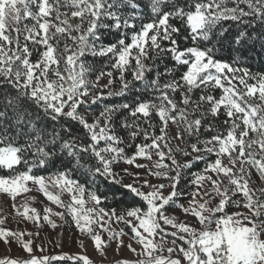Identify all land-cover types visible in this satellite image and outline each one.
I'll use <instances>...</instances> for the list:
<instances>
[{
	"label": "snow or ice",
	"instance_id": "6c2138e0",
	"mask_svg": "<svg viewBox=\"0 0 264 264\" xmlns=\"http://www.w3.org/2000/svg\"><path fill=\"white\" fill-rule=\"evenodd\" d=\"M241 4L246 5V10L240 7ZM126 7L132 9V14L122 16ZM139 7L136 0H0V168L14 172L0 177V193H7L14 200L22 192L30 191L26 185L31 181L39 186L48 200L65 207L59 195L47 191L45 177L32 174L33 166H44L57 155V151L63 153L71 167L58 170L54 176L48 177V182L61 192L71 194V204L67 208L77 227L82 233L92 234L96 249L103 254L105 242L90 227L93 222H99L93 221L91 216L96 210L84 209L86 189L71 178L72 167L83 168L92 177L100 176L120 183L112 166L121 159L130 165L137 157L151 160L152 150L159 149L161 142H164L163 146L171 158L170 141L165 142L170 121L173 124L179 122L183 131L192 136L199 132L206 115L215 118L223 110L227 126L225 132L213 135L203 149L196 144L191 145L193 152L215 154L216 159L204 169V173H212L215 178L197 174L193 183L200 189L207 181L211 185V193L205 191L204 195L213 199L219 197V200L214 207H209V201L197 200V196L203 199L197 191L191 194L188 207L176 205L186 215L194 217L199 228L177 223L174 216L165 214L166 206L176 204V199L182 195L177 188L180 173L176 169H172L176 174L170 177L167 173L150 170V174L170 181L167 187L171 191L167 195L163 191L164 184L149 185L147 180L142 185L150 188L147 192L133 184L122 185L146 205L144 209L133 207L126 211V216L131 218L126 223L136 242L142 245L138 255L147 257L137 260L136 264H264V188L250 185L251 173L245 168L246 164L251 165L264 180V73L253 74L247 68L235 66L237 61L229 63L216 57L225 42L231 48L233 45L245 47L249 41L254 47L255 42L260 41V48L264 51V0H186L184 6L174 0H149V20H141L137 30L135 21L139 17L135 12ZM171 19L180 21L185 33L183 38L190 39L193 46L184 50L177 46L181 27L171 24ZM225 21L243 24L244 27L229 39L225 35L229 31L223 23ZM102 28L131 29L132 35L130 38L124 35L105 46L99 43ZM161 41H169L172 47H162ZM154 50L170 53L177 64L185 67L179 80L173 78L162 86L158 79L152 80L145 87L160 93L154 100L140 101L135 106L125 103L106 107L101 112L103 121L97 118L90 123L81 109L86 113L90 105L97 104L104 96L90 91L96 88L99 77L97 82L87 79L90 69L81 58L87 54L109 56L112 66L120 72L121 88L109 92L108 96L123 95L129 87L123 78L124 70L135 60L134 79L143 81L145 71L151 70L144 61L154 58L150 56ZM234 50L238 51V48ZM169 72L165 70L166 74ZM107 76L112 77V73L108 72ZM109 83H112L111 79ZM213 87L221 90L219 98L203 91ZM198 89L201 94L194 98L193 93ZM120 109H128L129 116L135 118L132 123L126 121L123 125L131 129L130 137L135 140L143 135L145 141L151 140V143L136 145V152L131 157L124 156V149L119 147L124 140L115 134L112 127V115ZM197 112L198 117L195 115ZM153 115L161 124L158 136H149L137 122L150 121ZM73 121L84 130L86 142L72 135L69 123ZM208 130H212L210 125ZM174 138L182 137L178 132ZM101 142H104L103 147H100ZM29 151L35 158L31 165L26 171L16 170L15 166L22 161L28 164L24 153ZM155 154L160 160L153 164V168H169L163 163L165 153L156 151ZM184 154L189 155L187 152ZM200 159L203 157H194V160ZM172 163L177 164L174 158ZM237 166L238 171H234ZM136 167L144 168L146 165L137 164ZM182 167H191V162L177 165V168ZM237 195L248 213L228 214L226 211L230 204L241 206V201L233 199ZM88 196L95 204H100V197L95 192H89ZM31 211L35 212V209ZM28 213L29 209L25 208L23 215L32 219ZM98 215L102 220L109 213L100 208ZM111 215L116 216L114 211ZM44 219L48 220V217L44 216ZM116 219L123 221L125 216H116ZM160 221L176 229L171 235L183 241V245H177L176 239L172 241L177 246L167 249L168 257L154 255L162 249L161 244L152 239L164 231ZM123 234L110 232L109 239ZM20 236L0 229V239L5 243L9 242L8 237H16L20 241ZM128 247L136 251L131 245ZM23 248L31 254L29 243H23ZM177 248L182 255L173 258L171 254ZM48 259H4L0 264H43ZM69 259L93 264L87 256Z\"/></svg>",
	"mask_w": 264,
	"mask_h": 264
},
{
	"label": "rangeland",
	"instance_id": "374dc122",
	"mask_svg": "<svg viewBox=\"0 0 264 264\" xmlns=\"http://www.w3.org/2000/svg\"><path fill=\"white\" fill-rule=\"evenodd\" d=\"M110 79L111 78L109 76L103 75L99 77L97 82V86L104 91V96H108V93L111 91V84L109 83ZM252 83H254V81H252ZM81 111L82 114L86 115V118L90 123L97 118L103 121V117H101L100 113H85L83 108ZM178 132L182 137L181 139L174 138ZM169 141L170 147L172 148V152L170 154L171 158L169 157L168 149L163 146L164 142H161L159 149L152 150L151 160L137 157L135 162L131 165L125 163L123 159L114 163L112 170L114 173H116V178L121 181L123 185L133 184L135 187L140 188L145 192L150 190V188L142 187L145 180L148 181L149 185L164 184L166 187L163 191L164 194L167 195L168 192L171 191V189L167 187L170 181L163 176L158 177L150 174V170L151 172L167 173V176L170 177L176 174V171H172V169H175L171 165L173 158L176 159V166L180 165L181 163L182 165H185L189 162L193 163L198 161L194 160V157L197 155L202 156L203 158L206 156H211L216 159L214 153H207L204 151L199 153L191 151L189 155L182 153L179 156L176 149L179 148L182 151V147L185 142V132L183 131V127L179 124V122L177 124H173L171 121L169 122L167 127V135L165 136V142ZM103 146L104 142H101L100 147ZM204 146L205 143L199 148L203 149ZM156 151H163L165 153L163 163L167 164L169 168H153V164L160 160V158L155 154ZM224 162L227 163V158L224 159ZM137 164H144L146 167L138 168L136 167ZM238 167L239 166H237V169L234 171H238ZM245 168L251 173L250 185L253 188H264V180L260 179L256 169L247 164L245 165ZM198 174L212 175L213 178H215L214 174L204 173V170ZM195 176L192 178L190 184L184 187L183 185H185L187 180L179 181L177 188L178 191L182 193V195L176 199V204L166 206L167 210L165 214L170 217L174 216L177 223H187L199 228V224L195 218L191 215H186L182 209L176 205L181 204L184 207H188L191 194L197 191H199L201 196H203L202 200L200 196H197V200H200V202H204L205 200L209 201V207H214L217 204L219 197L213 199L210 195H204L205 191L211 193V185L205 181L203 188L198 189L193 183ZM45 181L46 184H48L47 191L53 195H59V199L62 201L65 207H60L48 200L44 193L40 191L39 186L32 183L31 181H29L26 185L30 191L22 192L21 194L17 195L14 200L7 193H0V220L3 221V223L0 224V229L21 234L20 241H18L16 237H8V243H5L3 239H0V260L9 259L27 261L33 257L43 260L44 257L50 258L51 256L59 253H68L75 257L87 256L93 262V264H113L117 261L136 262L137 260L147 259L146 256L138 255V253L141 252L142 245L136 242V238L134 237L131 228L126 223V221L131 218L127 217L126 214L115 213L116 216H125L123 221L117 220L116 216L111 215L112 212L105 211L109 213V216H104L101 220L100 215H98V211L100 209L99 206L95 204L94 201H91L89 199L88 193L85 192L83 197L86 201L84 209H95L96 212L92 213L91 216L93 221H99L93 222L90 227L93 229V232L100 235L102 240L105 242L103 254H101V251H98L94 245V241L91 238L92 234L86 232L82 233L76 225L74 216L68 210L67 205L71 204V194L66 191L61 192L59 188L51 186V184L48 182V178H45ZM226 183L227 180L225 178V184ZM233 199L241 201V197L239 195L233 197ZM242 205V201L240 207H236L235 204H230L226 207V211L228 214H233L236 212L248 213V209L244 208ZM25 208L29 209L28 215L29 217H33L32 219L26 218L23 215ZM31 209H35V212H32ZM46 209H50L51 211H46ZM37 216L39 217L38 220L35 219ZM44 216H47L48 220H45ZM81 224H83V221H81ZM101 224H103V227H101ZM160 224L164 231L158 232V234L152 239H154L155 243L161 244L162 249L154 255L168 257L169 253L167 252V249L169 247L183 245V241H180L171 235V233L177 231L176 229L172 228L170 225L163 224V221H160ZM124 229L129 231L131 234L128 235ZM110 232H123L124 234L119 235L116 239H109ZM162 237L163 239H161ZM174 239H176L177 245L172 244ZM23 243H29V246L32 249L31 254L24 250ZM128 245H131V248L135 249L136 251L133 252L128 247ZM171 255L173 258H175L176 256L182 254L179 253L177 248V251Z\"/></svg>",
	"mask_w": 264,
	"mask_h": 264
},
{
	"label": "trees",
	"instance_id": "16d2710c",
	"mask_svg": "<svg viewBox=\"0 0 264 264\" xmlns=\"http://www.w3.org/2000/svg\"><path fill=\"white\" fill-rule=\"evenodd\" d=\"M148 2L149 0H136V3H138L140 6L135 12V14L139 17L135 21L137 30L140 27L141 20L144 22L149 20L150 9L147 7ZM174 2L184 6L186 0H174ZM240 7L245 8L246 10V5L241 4ZM130 14H132V9L130 7H126L122 10V16H127ZM169 22L174 26L181 27L180 21L177 19H171ZM223 23L229 29V31L225 34L229 37V39L234 37L244 27L243 24H237L232 21H225ZM248 31H251V29H248ZM184 34V29L181 27V34L177 39V46L181 50H184L186 47L193 46V43L190 39L183 38ZM124 35H127L130 38L132 35V30L124 28L120 30H116L114 28H102L100 32L99 43L107 46L110 43H115L118 38H122ZM253 35L255 36V33H253ZM127 42H130V39ZM161 45L165 48L172 47L169 41H161ZM236 48H238V51L234 50ZM150 56L154 58L145 60L144 63L147 64L151 70L145 71V79L143 81L134 79L133 73L136 71V66L135 60H132L123 72L124 80L129 83V87L124 90L123 95H103L104 98L98 101L97 104L90 105L87 112L90 114H101V112H103L106 107L120 106L125 103L135 106L140 101L154 100V97L160 93L156 90L146 88V84L150 83L152 80L158 79L162 86L163 84L170 82L173 78L179 80L181 73L185 70L184 66L177 64L172 59L170 53H161L159 50H154L150 52ZM216 57L229 63L237 61L235 66L247 68L253 74L264 73V51H262L260 48V41H256L254 47L253 42L249 41L248 45L245 47L233 45L231 48L229 47L228 43L225 42L224 47L222 49H218ZM33 59H35V56ZM81 59L90 69V71L87 73V79L89 81L97 82V77H101V73L107 75L108 72H111L112 77L110 78L112 83L110 92H116L120 90V72L112 66L113 61L109 56H93L91 54H87ZM166 69L170 70V72L167 74L165 73ZM249 83H252V81H249ZM90 91L104 94V91L98 86H96L95 89H91ZM203 91L217 98H219L221 95V90L214 87L203 89ZM200 94L201 90L198 89L193 93V96L195 98ZM175 95L176 98L179 99V95ZM204 108H207L206 104L204 105ZM203 110L204 109H201V111ZM195 115L198 117L199 112H197ZM133 119L135 118L129 116L128 109H120L114 112L112 115V127L115 130V134L124 140V143L120 144L119 147L124 149L125 157H131L135 154L136 145L146 142L151 143V140L145 141L143 135L137 136L135 140L130 137L129 132L131 129H126L123 127V125L126 121L128 123H132ZM225 119L226 116L223 114V110H221L220 115L215 118L211 115H206L202 122L203 126L200 128L199 132L194 133L192 136H189L187 133H185V142L182 147L183 150L178 151L177 154L180 156L185 152L190 153L192 151V144H196L197 147H201V145L207 140L211 139L213 135L217 134L218 132H225L227 127L224 124ZM137 122L140 123L142 130H147L149 136H158L161 134V124L157 116L153 115L150 121L141 120ZM61 123L67 122L61 121ZM209 125L211 126V131L208 130ZM49 127L51 128V125ZM69 127L71 128L73 136H79L81 141L86 142L85 132L80 125L73 121L69 123ZM62 135H65L67 138L66 134L62 133ZM24 157L28 161V164H25L22 161L21 164L15 166L16 170L26 171L28 166H30L32 161L35 159L31 151L24 153ZM256 158L259 159V156ZM214 160V157L206 156L203 159L191 163V167L177 168V166L173 163H171V165L177 171H179V181L187 180L185 185H183L184 187L190 184L192 178H194L196 174L202 172L205 167ZM91 163H95V161H91ZM180 165H182V163ZM69 167H71V165L69 164L68 158L63 153L57 151V155L44 166H33L32 174L48 178L50 176H54L58 170H66ZM11 174H14L13 170L0 168V177H7ZM70 175L72 179L77 180L79 183L85 186V192H95L100 197L101 202L98 206L99 208H103L104 211H114L117 214H126V211L133 207H141L142 209L146 208V205L139 197L134 196L128 189L122 187L123 183L121 181L120 183H113L110 179L106 180L100 176L92 177L83 168L75 167H72ZM124 230L128 235L131 234L129 231H126V229ZM53 257H63V259H53ZM70 257L75 258V256L68 253H59L51 256L47 261L43 262V264H82V262H78L75 259H69ZM120 262L122 261H117L113 264H120ZM128 264H136V262L131 261L128 262Z\"/></svg>",
	"mask_w": 264,
	"mask_h": 264
}]
</instances>
